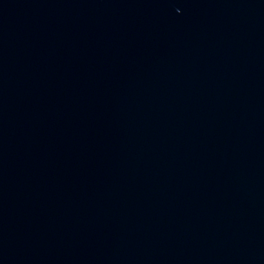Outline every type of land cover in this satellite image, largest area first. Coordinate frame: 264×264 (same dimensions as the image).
<instances>
[{"label": "water", "instance_id": "obj_1", "mask_svg": "<svg viewBox=\"0 0 264 264\" xmlns=\"http://www.w3.org/2000/svg\"><path fill=\"white\" fill-rule=\"evenodd\" d=\"M0 264H264V0H0Z\"/></svg>", "mask_w": 264, "mask_h": 264}]
</instances>
